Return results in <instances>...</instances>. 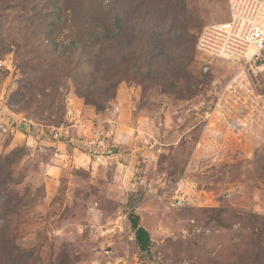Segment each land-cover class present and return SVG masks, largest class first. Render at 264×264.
<instances>
[{
	"label": "rangeland",
	"instance_id": "rangeland-1",
	"mask_svg": "<svg viewBox=\"0 0 264 264\" xmlns=\"http://www.w3.org/2000/svg\"><path fill=\"white\" fill-rule=\"evenodd\" d=\"M56 2L0 0L3 115L13 111L50 133L65 129L78 101L98 113L111 109L110 122H96L108 134L95 132L91 145L79 147L91 167L51 174L53 149L29 147L21 138L10 146V129L0 133V264H19L13 258L22 250L31 251L27 264H252V252L264 246V156H257L264 120L235 136L223 116L207 119L235 68L215 60L205 72L195 48L205 26L229 19V0H178L182 46L153 66L149 39L118 51L121 61L112 43L108 69L123 81L100 109L81 93L102 90L104 72L86 67L81 51L66 54L55 44L74 39L77 26L51 33L40 24L46 14L60 16ZM148 3L153 21L142 25L141 11L135 23L151 32L164 4ZM60 10L72 18L71 10ZM252 76L264 93V70ZM133 213L151 237L149 252L136 243Z\"/></svg>",
	"mask_w": 264,
	"mask_h": 264
},
{
	"label": "trees",
	"instance_id": "trees-1",
	"mask_svg": "<svg viewBox=\"0 0 264 264\" xmlns=\"http://www.w3.org/2000/svg\"><path fill=\"white\" fill-rule=\"evenodd\" d=\"M162 2L164 4V8L162 10H158V26L151 32L146 31L144 28L138 30L135 23L139 17L137 15L141 11L144 12L142 14L143 16L140 18L142 19V25H146L147 23L153 21L152 17L149 16L151 12L150 9H148V0H125V6L122 7V4L120 5L119 2L113 4L111 0H57V5H55L57 6L60 16L57 17V15H55L50 17L49 15L48 17V14L43 16V18L46 19L44 21L41 20L42 22L40 24H44L43 28L50 29L51 33L55 27L57 30H60L62 27L67 28V26H77L79 31L74 39H71L70 42L62 41V43H56L54 41L56 46L66 47L64 50V53L66 54L81 51V54H84L87 58L85 62L86 67L89 66L93 69L94 66V73L99 74L100 72H104L105 75L103 80L105 82V87H103L102 90L98 87V89L94 91V97L89 93H81L82 98L88 101V103L100 109V102L102 100H109L112 98L114 88H116L119 83L123 81V79H120L119 81L114 79L108 69V63L110 60L109 49L112 48V43L115 45L117 50L116 60L118 59L121 61V53L124 50H132L137 46V43L142 44L144 43V39H149L146 44L150 45L152 48V52L149 57L150 66H153L154 61L158 56H165L172 59V55L179 50L180 46H182L183 42L176 40L178 39V33L182 29V24L179 22L177 15L178 8H180V2H178V0H162ZM62 8L65 10H71V13H73L71 19L62 18L60 10ZM70 23L71 25H68ZM187 29L189 28L187 27ZM172 46L175 47L173 48ZM187 48L192 53V51H194L193 42L187 43ZM90 49L96 50L92 57H90ZM118 51H121V53ZM81 63L82 62H80V64ZM120 67L121 64L117 66L118 69ZM225 127L230 132L227 124H225ZM257 156L258 160L261 159V157L264 156V149L258 152ZM3 159L0 158V163ZM3 184L8 183L3 182ZM129 218L135 232V240L139 249L144 252H149L152 241L148 231L140 226V219L138 215L133 213ZM259 234V239L263 242L264 232ZM5 248L4 255L6 256L9 254V256H11L13 254L12 251H10L8 247ZM252 253V264H264V246H260ZM30 255L31 251H19L18 257L13 258V261L18 262L19 264L20 262L21 264H27L30 259Z\"/></svg>",
	"mask_w": 264,
	"mask_h": 264
},
{
	"label": "built area",
	"instance_id": "built-area-1",
	"mask_svg": "<svg viewBox=\"0 0 264 264\" xmlns=\"http://www.w3.org/2000/svg\"><path fill=\"white\" fill-rule=\"evenodd\" d=\"M229 13L227 21L200 31L195 48L205 59V72L215 60L229 61L235 68L207 119L223 116L230 132L238 136L264 120V93L256 89L252 76L264 70V0H229ZM61 135L56 130L53 136L59 140Z\"/></svg>",
	"mask_w": 264,
	"mask_h": 264
},
{
	"label": "crops",
	"instance_id": "crops-1",
	"mask_svg": "<svg viewBox=\"0 0 264 264\" xmlns=\"http://www.w3.org/2000/svg\"><path fill=\"white\" fill-rule=\"evenodd\" d=\"M72 109L69 108L68 120L69 124L65 129H58L62 134L59 140L54 138L55 131L48 133L45 129H39L30 121H26L13 111H8L7 116L3 115L8 110L0 102V133L3 135L5 128L9 123L11 135L13 136L10 146H17L18 140L21 138L29 147L40 148L43 151L53 149L56 155L54 161L48 164L50 173L61 172L64 168L71 167H91V163L95 164L93 159L80 150L81 145H91L92 136L95 132L101 131L102 134H108L105 129H102L100 124L99 129H96V122H110L109 113L111 109L107 108L103 112H95L94 109L83 107L78 101L74 102ZM109 116V117H108ZM113 122V121H111ZM13 125V126H11ZM3 127V128H1ZM99 133V132H98Z\"/></svg>",
	"mask_w": 264,
	"mask_h": 264
}]
</instances>
